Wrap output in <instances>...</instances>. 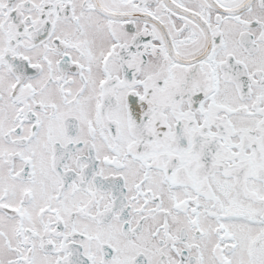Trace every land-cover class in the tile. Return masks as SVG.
<instances>
[{"label":"snow or ice","instance_id":"obj_1","mask_svg":"<svg viewBox=\"0 0 264 264\" xmlns=\"http://www.w3.org/2000/svg\"><path fill=\"white\" fill-rule=\"evenodd\" d=\"M0 264H264V0H0Z\"/></svg>","mask_w":264,"mask_h":264}]
</instances>
